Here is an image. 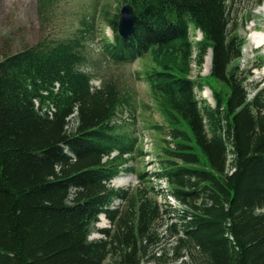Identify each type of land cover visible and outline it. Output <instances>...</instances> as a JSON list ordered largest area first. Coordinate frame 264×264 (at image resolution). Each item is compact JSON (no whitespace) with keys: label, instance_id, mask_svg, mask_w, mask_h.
Here are the masks:
<instances>
[{"label":"trees","instance_id":"16d2710c","mask_svg":"<svg viewBox=\"0 0 264 264\" xmlns=\"http://www.w3.org/2000/svg\"><path fill=\"white\" fill-rule=\"evenodd\" d=\"M60 1L40 0L41 16L57 14ZM111 1L113 9L102 0L83 7L86 35L41 40L0 60V264H140L168 237L169 246L145 264H264V90L248 99L240 66L247 39L240 28L264 0L240 15L242 0ZM123 3L137 17L127 38L117 33ZM96 22L112 33L102 31L103 59L142 62L131 76L145 82L162 121L143 119L142 128L167 131L154 145L151 176L166 181L181 210H163L147 172L136 175L132 191L111 186L133 171L126 166L135 157L145 158L136 126L139 109L152 108L128 84L94 86L93 73L81 69ZM209 51L207 76L228 89L225 100L206 76L191 77L192 63L200 69ZM204 87L214 107L198 106L194 90ZM115 200L127 205L122 214ZM102 215L113 228L91 240Z\"/></svg>","mask_w":264,"mask_h":264},{"label":"rangeland","instance_id":"374dc122","mask_svg":"<svg viewBox=\"0 0 264 264\" xmlns=\"http://www.w3.org/2000/svg\"><path fill=\"white\" fill-rule=\"evenodd\" d=\"M90 0H61L56 4L55 15L45 14V18L41 16L39 12L40 0H0V60L6 54H12L26 47H31L36 45L41 40H50L62 35L72 37L73 35L80 36L77 34L79 32L87 34L85 26L81 24V19L88 16L87 11L83 8ZM108 4V6L113 9L115 4L111 0H102ZM255 0H242L239 3V15L240 13H245V10L249 9L251 4ZM263 5V4H262ZM108 11L112 13V11ZM243 21L240 20V22ZM239 22V23H240ZM239 28V27H238ZM254 28L263 29L264 28V10L261 6H258L253 11V16L251 23L247 25V29L240 28V32L246 34V43L242 48V59L240 60L241 70L243 71L242 77L248 75L247 81L245 82V88L248 93V99L254 96V92L257 90H264V52L260 49H255L254 42H251V36L259 35L252 33ZM102 31H104L108 36H111V30L107 26L101 25L100 22H96L93 27L92 35L93 40L84 44L82 51L85 54L84 64L82 65V70L87 73H93L91 84L96 86L99 84V80L103 81H117L123 84H128L134 93L136 92L138 101L144 103L152 108V104L147 97L148 87L144 81L139 79H134L131 75L135 71H140L142 62L136 61L132 64L123 66H113L106 59H103L100 53V43L102 44ZM191 35L195 39H200L201 33L199 31L191 32ZM210 53V51L208 52ZM208 55V54H207ZM206 55V57H207ZM206 57L203 66L198 69L194 63H192L191 77L193 79H198L199 75L206 76L203 81L206 82L207 86L214 89L220 88L222 91L223 99H227L228 89L221 85L218 80L214 77L207 76L210 72L211 60L207 64ZM211 58V55H210ZM58 85V84H57ZM194 93L197 96L198 106L211 105L214 107L215 103L211 94V91L204 87L199 92ZM142 108V107H141ZM139 109L141 114V121L137 123L136 135L139 138H144V143L142 147L144 152L147 154L145 158L135 157L126 167H130L133 171L121 172L111 181V186L115 189L120 190H134L138 185L137 174L139 172H147L150 174L156 170V163L153 159L154 145L158 143V140L163 138L167 131L162 132L160 135L156 134L153 130L143 129L144 124L143 119H150L152 123L160 125L162 123L161 118L152 108L149 112ZM47 110L43 107V112ZM76 115H74L68 126V131L76 126ZM124 119L130 120L131 117L128 114L123 115ZM231 144L226 141V172L230 173L233 169L232 159L233 154L229 150ZM229 151V152H228ZM151 179V177H150ZM156 191H159V185L157 182H152ZM144 190H148V184L143 187ZM155 194V193H154ZM163 192L160 194H155L158 198V202L162 205L163 210L168 208L171 209H182L177 201L175 202L172 198H166L163 196ZM151 195V194H150ZM161 195V196H160ZM172 207V208H171ZM127 208L124 201L115 200L113 203V209L117 210L122 214ZM179 210V211H180ZM166 216L164 217L165 220ZM174 221V220H173ZM177 221V220H176ZM113 228L110 221L101 216L98 223L95 226L93 233L90 235L91 240L103 239L101 230H106ZM161 229V227H160ZM162 231V230H161ZM164 235V233H162ZM171 239H163L160 245L154 250L149 247L147 252L143 254V259L140 264H145L149 260V257L154 252L157 255H161L163 250L169 246ZM105 264H112V259L108 258Z\"/></svg>","mask_w":264,"mask_h":264},{"label":"water","instance_id":"95a60500","mask_svg":"<svg viewBox=\"0 0 264 264\" xmlns=\"http://www.w3.org/2000/svg\"><path fill=\"white\" fill-rule=\"evenodd\" d=\"M137 17L134 13V9L130 3H124L121 5L118 13L117 32L122 38H127L135 30V22Z\"/></svg>","mask_w":264,"mask_h":264},{"label":"clouds","instance_id":"9594fccd","mask_svg":"<svg viewBox=\"0 0 264 264\" xmlns=\"http://www.w3.org/2000/svg\"><path fill=\"white\" fill-rule=\"evenodd\" d=\"M34 101H35V100H34ZM35 107H36V106H35ZM233 169H234V168H233ZM151 179L153 180L154 183H155V182L158 183L161 192H163V190H164V193H165V195H166V196H165L166 198H172L175 202L177 201L175 198H173V197L168 193V187H167V183H166V181L161 180V179H157V178H155V177H153V176H151ZM102 216H103V215H102Z\"/></svg>","mask_w":264,"mask_h":264},{"label":"bare ground","instance_id":"6f19581e","mask_svg":"<svg viewBox=\"0 0 264 264\" xmlns=\"http://www.w3.org/2000/svg\"><path fill=\"white\" fill-rule=\"evenodd\" d=\"M262 7V10H264V4L261 6ZM250 41L251 42H254L255 44H258V43H260V41H261V38H260V36H251V39H250ZM210 60H211V58H210V53H208V55H207V57H206V61H207V64H209V62H210ZM36 101V100H35ZM52 106V105H51ZM54 108V107H53ZM50 109V108H49ZM42 110V109H41ZM51 110H52V108L49 110V113L51 114Z\"/></svg>","mask_w":264,"mask_h":264}]
</instances>
